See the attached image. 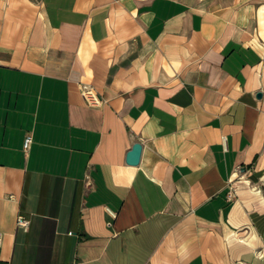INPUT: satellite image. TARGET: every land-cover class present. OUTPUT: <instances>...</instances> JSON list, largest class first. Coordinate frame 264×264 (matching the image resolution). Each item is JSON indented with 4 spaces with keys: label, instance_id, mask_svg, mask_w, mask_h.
I'll return each instance as SVG.
<instances>
[{
    "label": "crops",
    "instance_id": "0c3cea01",
    "mask_svg": "<svg viewBox=\"0 0 264 264\" xmlns=\"http://www.w3.org/2000/svg\"><path fill=\"white\" fill-rule=\"evenodd\" d=\"M0 232V264H264V0H0Z\"/></svg>",
    "mask_w": 264,
    "mask_h": 264
},
{
    "label": "built area",
    "instance_id": "2783aa9c",
    "mask_svg": "<svg viewBox=\"0 0 264 264\" xmlns=\"http://www.w3.org/2000/svg\"><path fill=\"white\" fill-rule=\"evenodd\" d=\"M79 91L83 99L87 104H94L98 101V96L96 92L94 91V88L92 85L88 83H80L79 85ZM32 141V136L30 133H26L23 137L22 141V148L24 151H27ZM28 224V221L26 218H24L22 215H18L16 219V225L26 227ZM2 245V233L0 232V248Z\"/></svg>",
    "mask_w": 264,
    "mask_h": 264
},
{
    "label": "water",
    "instance_id": "95a60500",
    "mask_svg": "<svg viewBox=\"0 0 264 264\" xmlns=\"http://www.w3.org/2000/svg\"><path fill=\"white\" fill-rule=\"evenodd\" d=\"M260 96V93H257ZM142 145L139 142H134L131 148L126 152V162L131 165L138 164L140 160Z\"/></svg>",
    "mask_w": 264,
    "mask_h": 264
}]
</instances>
